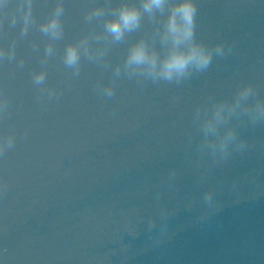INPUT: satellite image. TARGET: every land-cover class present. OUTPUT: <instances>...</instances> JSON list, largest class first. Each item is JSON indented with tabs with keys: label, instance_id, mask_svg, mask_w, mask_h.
<instances>
[{
	"label": "water",
	"instance_id": "obj_1",
	"mask_svg": "<svg viewBox=\"0 0 264 264\" xmlns=\"http://www.w3.org/2000/svg\"><path fill=\"white\" fill-rule=\"evenodd\" d=\"M57 2L33 0L37 25ZM62 2L60 40L21 36L0 10V264H264V122L233 119L246 147L221 160L195 121L242 84L264 99V0H195L197 38L226 54L179 83L124 73L156 22L113 43L86 14L124 0ZM87 34L77 75L63 51Z\"/></svg>",
	"mask_w": 264,
	"mask_h": 264
},
{
	"label": "clouds",
	"instance_id": "obj_2",
	"mask_svg": "<svg viewBox=\"0 0 264 264\" xmlns=\"http://www.w3.org/2000/svg\"><path fill=\"white\" fill-rule=\"evenodd\" d=\"M0 10L11 26L15 27L20 23L21 36L27 35L34 26L50 40H60L64 36L62 0H58L38 25L33 14V0H18L15 5L10 4L9 0H0ZM108 12L111 13L110 16L107 15ZM145 17L156 22L157 28L151 37L141 36L129 44L123 59V70L130 77L179 83L191 77L194 72L206 71L214 55L223 57L226 54L223 43L210 46L197 38L198 6L195 0H139V3L124 0L114 7L110 3L93 7L86 14L89 22L103 18V33L113 43L122 42L129 34L138 32ZM90 35L94 34L82 36L64 47L63 63L77 75L81 58H94L87 47ZM157 41L159 48L156 46ZM9 50L14 55L15 40ZM51 55L53 48L49 44L45 47V59ZM3 58L4 50L0 49V59ZM120 74L121 70L117 68L115 75L118 77ZM45 78L46 73L41 70L34 76V82L42 84ZM112 94L113 90L107 92L108 96ZM256 96L257 92L252 84H242L231 99L214 100L204 109H198L195 121L202 133L200 150L221 160H226L232 150L242 151L246 143L240 139L231 121L246 117L252 125L264 122V99ZM203 199L209 207L213 206L212 192H205ZM161 215L165 217L166 213L162 212ZM154 226L150 220L149 227Z\"/></svg>",
	"mask_w": 264,
	"mask_h": 264
}]
</instances>
